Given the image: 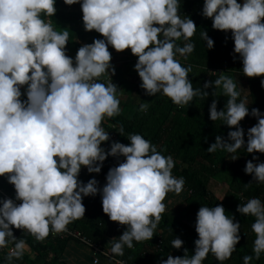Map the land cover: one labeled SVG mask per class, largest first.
<instances>
[{
	"label": "clouds",
	"instance_id": "1",
	"mask_svg": "<svg viewBox=\"0 0 264 264\" xmlns=\"http://www.w3.org/2000/svg\"><path fill=\"white\" fill-rule=\"evenodd\" d=\"M56 2L0 0V176L15 189L14 198L0 194V249H7L3 264H15L30 251L26 239L14 235L13 227L36 241L67 232L69 224L84 217V196L97 193L103 212L126 225L121 235L108 240L111 247L104 254L113 259L123 256L125 247L133 248L134 241L154 236L167 194L183 191L185 179L173 175L172 155L158 151L142 134L129 133V143L111 140L107 149L102 145L111 139L102 122L121 111L117 84L100 79L115 73L110 46L117 51L130 49L137 57L133 67L146 95L159 93L185 106L197 95L208 96L205 89L211 85L215 86L213 95L222 87L227 100L218 110L213 99L209 118L221 120L230 130L227 138L216 135L206 150L224 149L230 159H236L232 154L245 148L253 153L243 169L253 175L246 186L253 181L264 184V161L255 154L264 153V113L251 108L257 123L247 129L245 141L240 121L249 114V102L236 81L221 74L205 81L202 89L193 87L191 65L185 66L176 56L179 53L187 59L194 51L191 37L197 25L191 16L179 14L180 0H64L67 5L80 4L85 31L102 34L82 43L74 56L68 54L69 31L56 30L50 19L56 16ZM200 14L211 18L214 29L231 32L233 59L242 61L244 75L264 76V0H203ZM202 36L207 48H212L214 40L206 30ZM180 40L182 45L177 43ZM139 109L147 111L148 104L140 103ZM123 131L121 125L119 133ZM109 155L124 159L109 168L102 187L96 177L86 182L79 178L85 166L89 173L102 176ZM236 210L255 217L252 252L259 259L264 253V200L253 196ZM240 228L222 204H201L193 254L169 253L159 264H203L210 253L223 264L241 239ZM183 243L179 236L171 240L175 248ZM252 259L253 255H244L243 264ZM94 264H99L98 258Z\"/></svg>",
	"mask_w": 264,
	"mask_h": 264
},
{
	"label": "trees",
	"instance_id": "2",
	"mask_svg": "<svg viewBox=\"0 0 264 264\" xmlns=\"http://www.w3.org/2000/svg\"><path fill=\"white\" fill-rule=\"evenodd\" d=\"M202 5L203 0H180L179 14L182 17L191 16L197 28L191 37L195 44L194 51L187 59L179 53L176 58L185 66L191 65L189 77L194 88L202 89L205 81L214 80L221 74L230 75L236 81L242 97L247 95L249 102V114L240 121V125L245 130V141H247V126L257 123V118L250 114L251 108H259L261 113H264V87L261 86V79L264 76L248 77L242 73V61L239 58L233 59L234 40L231 38V32L214 29L211 18H205L200 14ZM56 7V16L50 18L56 25L65 27L82 21L79 3L67 5L64 0H57ZM204 30L214 40L212 48L206 46L207 42L202 36ZM91 32L92 40L94 37L102 36L95 30L89 31ZM69 34L71 38L74 36L72 31H69ZM177 43L182 45L183 40ZM127 52L129 54L120 58L123 61L122 64L115 69L114 77L117 80L115 83L118 92L120 86L125 96L131 95L132 100H138V102L131 105L132 113L128 108L114 117L105 118L102 126L109 131L111 139L102 142V145L107 149L111 145V140L129 143L128 134L138 132L154 143L158 151L164 155H172L175 160L172 173L176 177H184L185 184L183 191L179 194L172 192V199H175L174 204L169 203L170 194H167L165 200L168 202L164 200L166 209L162 213V219L158 223L154 236L148 240L134 241L133 248L125 247L124 255L116 256V258L128 264H159V260L167 259L169 253L173 256L184 254L191 256L195 248L194 241L198 238L195 222L192 221H195L199 207L201 204L209 206L222 204L226 209V214L229 216L234 214L241 226V239L232 256L223 264H243V256L246 254L253 255L250 264H264V253L256 259L252 252L255 234L251 230V224L255 217L241 215L236 210L239 203H245L253 196L264 200V184L253 181L246 186V183L253 180V175L246 173L243 169L247 160L253 159V153H247L242 147L232 154L238 157L230 160L231 154L224 149H217L213 153L206 150L209 144L215 141L216 135H223L227 138V132L230 130V126L222 124L221 120L212 121L209 118V106L212 100H217L218 110L224 107L227 100V97L223 95L222 87L215 89L214 96L212 92L215 86L211 85L205 89L209 93L208 96L197 95L189 105L185 106H178L172 103L170 98L159 93L150 97L145 94L144 89L139 91L141 80L138 73L136 82L125 81L127 75L133 71V65L137 60L130 49ZM235 55L239 57L238 53ZM140 103L148 104L147 111L139 109ZM121 125L124 129L122 135L119 133ZM231 128L234 129L235 126ZM255 154L261 161H264V153L257 151ZM122 159H124L122 156L119 159L112 155L107 156L101 169L102 176L96 179L100 182L102 177L106 178L109 168ZM95 173H89L85 166L82 167L79 178L86 182L89 178L95 177ZM211 180L224 182L226 189L219 194L212 192L209 188ZM0 187L6 189L14 198L15 189L11 188V184L4 176H0ZM88 198L94 202L96 199L101 200V195L99 193L95 196L88 195ZM94 209V203L90 204L86 211L90 217H82L69 224L81 230L93 241L105 230V224H108V215ZM93 210L95 214H91ZM13 232L17 237L25 238L32 249L33 256L26 259L27 264H56L61 259L66 241L72 240L66 237H53L50 234L45 240L36 241L31 235L22 233L15 227H13ZM175 236H179L184 241L180 248L171 246V240ZM185 248L188 249L186 253ZM97 258L99 264L105 262L114 264L102 255H98ZM4 259L5 255L0 257V264H3ZM92 260L93 262L95 260L93 256ZM203 264H219V261L210 253Z\"/></svg>",
	"mask_w": 264,
	"mask_h": 264
},
{
	"label": "crops",
	"instance_id": "3",
	"mask_svg": "<svg viewBox=\"0 0 264 264\" xmlns=\"http://www.w3.org/2000/svg\"><path fill=\"white\" fill-rule=\"evenodd\" d=\"M52 23L53 26L56 28V30H60V31L68 30L73 32L74 36L71 38L69 35L70 41L67 44L69 55L74 56L76 50L81 46L82 43L92 42V32L89 33V31L87 32L84 30L82 21L76 24L66 25L65 27L63 25L58 26L55 24V22ZM110 51L112 52V64L115 66V69L118 68V66L123 62L122 59L120 58H122L123 55L129 54V52H127L129 51V49H126L124 51H117L114 48H111V46H110ZM102 77H109L113 79L114 82L117 81L115 80L114 74H112L111 77L110 73H106ZM104 183H106V178L102 177L99 182V186L102 187ZM82 202L85 205V216H84L85 218H87L88 216L90 217V215L87 214L86 211H87V207L92 203H94L95 209L99 210L100 213H104L102 209V200L96 199L94 202H91L90 198L87 199V196H84ZM94 210L91 212V214H95ZM125 228L126 225H121L119 224V222L112 221L108 217V224H105V230L101 232V235H99L95 241L101 244L103 247H107V244L109 243L108 240L114 236L118 237L119 235H121L122 232L125 230ZM14 235H16V233H14ZM8 247L9 248L12 247V244L10 243ZM6 252L7 249H0V257L2 258V256L6 255ZM31 256H33V252L30 247V251H27L24 254L23 259L16 260L15 264H27L26 259L30 258ZM56 264H94V262L92 260V254L90 248L72 239L66 241L63 252L61 253V259L57 261ZM103 264H109V263L105 262Z\"/></svg>",
	"mask_w": 264,
	"mask_h": 264
},
{
	"label": "built area",
	"instance_id": "4",
	"mask_svg": "<svg viewBox=\"0 0 264 264\" xmlns=\"http://www.w3.org/2000/svg\"><path fill=\"white\" fill-rule=\"evenodd\" d=\"M100 79L102 81H104L105 83L108 80H110L109 77H101ZM12 188H14L13 185H12ZM0 194L2 196H5V197H12L5 189H3L1 187H0ZM68 229L69 230L67 232H62L60 234H56V235H52V236L53 237H67V238H71L73 240H76V241L84 244L85 246L90 248L92 256H93V258L95 260L97 259V256L99 254L105 256L107 259L111 260L114 264H116V261L121 260V259L116 258V257H115V259H113L111 254L107 255V256L104 254V252L106 250L110 249V247H111L110 244H108L107 247H103L101 244L93 241L90 237L85 235L81 230H79L77 228H74L72 226H69V225H68ZM125 264H128V263L125 262Z\"/></svg>",
	"mask_w": 264,
	"mask_h": 264
},
{
	"label": "rangeland",
	"instance_id": "5",
	"mask_svg": "<svg viewBox=\"0 0 264 264\" xmlns=\"http://www.w3.org/2000/svg\"><path fill=\"white\" fill-rule=\"evenodd\" d=\"M58 31H60V30H58ZM133 64V63H132ZM133 72V73H132ZM129 75H127V77H126V79H125V81H131V82H136V80H137V78H138V75H137V71L135 70V69H133V71H132ZM109 79H111V78H109ZM113 80V79H112ZM114 82V81H113ZM115 83V82H114ZM139 87H140V85H139ZM140 89L141 90H139V91H142L143 89L140 87ZM118 90H119V92L117 91V96H118V98L120 99V101H121V111H126V109H128L129 108V111H131L132 110V104H135L136 102H138V100H132V96L131 95H129V96H125V94L123 93V89L119 86L118 87ZM151 97V96H150ZM138 98V97H137ZM132 100V101H131ZM120 111V112H121ZM131 113H132V111H131ZM254 124H249L247 127L249 128V127H251V126H253ZM230 160H232V159H230ZM95 175V177L96 178H98V175H96V173L94 174ZM2 188V187H1ZM11 188H12V184H11ZM209 188H210V190L212 191V192H215V193H220L221 191H223V190H225L226 189V184L224 183V182H220V181H213V180H211V182H210V184H209ZM4 189V188H3ZM14 189V188H13ZM6 190V189H5ZM168 194H170V197H168V201H170V200H172V192H169ZM3 197H5V196H3ZM166 201V200H165ZM168 201H166V202H168ZM166 204V203H165ZM195 220V219H194ZM193 223L195 222V221H192Z\"/></svg>",
	"mask_w": 264,
	"mask_h": 264
}]
</instances>
